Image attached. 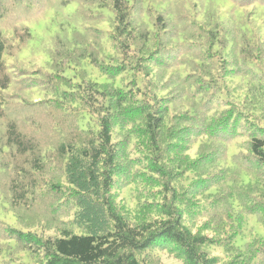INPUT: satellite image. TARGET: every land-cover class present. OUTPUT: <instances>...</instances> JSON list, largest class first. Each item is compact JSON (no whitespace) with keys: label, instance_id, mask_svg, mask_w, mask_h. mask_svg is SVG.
<instances>
[{"label":"trees","instance_id":"obj_1","mask_svg":"<svg viewBox=\"0 0 264 264\" xmlns=\"http://www.w3.org/2000/svg\"><path fill=\"white\" fill-rule=\"evenodd\" d=\"M249 215L264 0H0V264H264Z\"/></svg>","mask_w":264,"mask_h":264},{"label":"rangeland","instance_id":"obj_2","mask_svg":"<svg viewBox=\"0 0 264 264\" xmlns=\"http://www.w3.org/2000/svg\"><path fill=\"white\" fill-rule=\"evenodd\" d=\"M48 38V37H47ZM40 47V46H39ZM34 50V49H33ZM37 58L44 59V54H38V56L35 57H27L24 60L26 62L35 61ZM38 63H41L39 61ZM12 219H7L9 224L15 226L17 223L15 222V218L11 217ZM256 239H261L264 243V226H262L257 217L254 215H249L245 226L241 228V231L238 232V234L233 238V245L238 252H240L241 260H245V258H249V255L253 254L255 249L259 247V245H255L254 243ZM254 246V247H253ZM216 250L218 254L224 257L225 261H228L230 259V256H225V252L223 248H217ZM176 259V258H175ZM173 257H170L168 254L163 255V261L164 264H180L178 261H176ZM27 258L24 254L21 255L20 260L17 261V264H28Z\"/></svg>","mask_w":264,"mask_h":264},{"label":"bare ground","instance_id":"obj_3","mask_svg":"<svg viewBox=\"0 0 264 264\" xmlns=\"http://www.w3.org/2000/svg\"><path fill=\"white\" fill-rule=\"evenodd\" d=\"M166 247V246H165ZM169 247V246H168ZM167 248V247H166ZM178 251V250H177Z\"/></svg>","mask_w":264,"mask_h":264}]
</instances>
